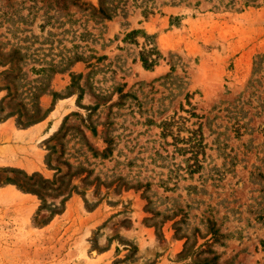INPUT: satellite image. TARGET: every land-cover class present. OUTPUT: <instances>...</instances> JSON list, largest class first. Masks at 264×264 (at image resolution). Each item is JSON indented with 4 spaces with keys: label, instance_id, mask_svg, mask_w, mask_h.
<instances>
[{
    "label": "rangeland",
    "instance_id": "obj_1",
    "mask_svg": "<svg viewBox=\"0 0 264 264\" xmlns=\"http://www.w3.org/2000/svg\"><path fill=\"white\" fill-rule=\"evenodd\" d=\"M0 264H264V0H0Z\"/></svg>",
    "mask_w": 264,
    "mask_h": 264
},
{
    "label": "trees",
    "instance_id": "obj_2",
    "mask_svg": "<svg viewBox=\"0 0 264 264\" xmlns=\"http://www.w3.org/2000/svg\"><path fill=\"white\" fill-rule=\"evenodd\" d=\"M151 51H154L155 53H157L155 50H152V49H150L148 52H151ZM140 61L143 65V67L149 68L155 64L156 57L154 56V57H148V58H140ZM187 167H188L189 171H191V169H192L191 165H188Z\"/></svg>",
    "mask_w": 264,
    "mask_h": 264
}]
</instances>
